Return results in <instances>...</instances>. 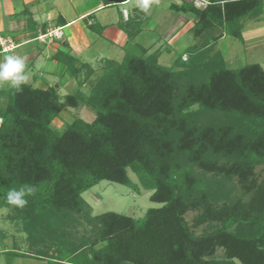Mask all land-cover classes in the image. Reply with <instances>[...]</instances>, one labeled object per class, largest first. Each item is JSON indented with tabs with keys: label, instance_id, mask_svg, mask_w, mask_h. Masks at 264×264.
I'll use <instances>...</instances> for the list:
<instances>
[{
	"label": "trees",
	"instance_id": "obj_1",
	"mask_svg": "<svg viewBox=\"0 0 264 264\" xmlns=\"http://www.w3.org/2000/svg\"><path fill=\"white\" fill-rule=\"evenodd\" d=\"M205 1L202 9L170 5L193 16L190 33L203 40L186 60L177 56L167 67L156 56L126 53L106 60L84 94L79 87L91 69L80 80L82 67L60 53L55 59L79 78L74 92L61 98L53 86L30 84L0 91V210H12L8 222L26 246L14 254L46 264H264V176L255 172L264 165V71L258 64L231 69L213 52L224 35L241 37L244 19L261 15L263 0ZM134 18L119 25L129 39L141 32ZM80 104L92 121L50 127ZM101 181L152 191L160 206L138 219L90 217L82 194ZM21 185L35 191L17 208L6 195ZM80 220L93 237L73 239Z\"/></svg>",
	"mask_w": 264,
	"mask_h": 264
},
{
	"label": "rangeland",
	"instance_id": "obj_2",
	"mask_svg": "<svg viewBox=\"0 0 264 264\" xmlns=\"http://www.w3.org/2000/svg\"><path fill=\"white\" fill-rule=\"evenodd\" d=\"M203 1L189 0V2H192V4L199 9H202L206 5ZM182 2L189 3L186 0H150L149 10L144 13L143 19L140 20L141 33L144 31L142 35L148 39L143 41V45L146 41L149 42L148 44L146 43L144 47L135 46L133 44L135 43L134 37H131L128 40V45L125 47V53L133 56H142L144 58L156 56L160 64L170 67L171 63L174 62L177 56L181 55V58L186 60V50L188 48H191L192 46H197L199 48L202 46L203 40L200 37H194L190 33V30L195 23L193 16L190 14L179 15L170 8V5L173 3L180 5ZM136 7H138L137 0H130V3L123 7H111L109 10L112 9L114 11L121 12V9L125 8L131 13V11L133 12ZM262 11H264V2ZM104 12L107 11L104 10ZM133 13L136 14V12ZM122 14L125 15V11L122 10ZM258 18L247 17L246 19L249 22H254ZM244 32L245 34L241 35L239 39H235L228 34L224 35L214 45L213 52H220L223 57H225L227 66L231 69H240L246 64H258L264 71V28L253 26ZM39 42L44 43L42 40H39ZM12 50L6 53H10ZM99 50L101 49H98L97 53H99ZM107 50L108 46L105 47V51ZM119 52V48L117 50L114 48L113 54H111L113 56L112 58L119 56ZM105 58L109 59V57H100L96 59L95 62H91L90 68L92 70V74L89 75L88 82L79 87V91L84 94L88 93L89 89L103 73L105 61L107 60H105ZM76 66H78V64ZM26 70L29 74V81L27 84H30L35 88L42 89L53 86L61 98L78 89V79L80 78V80L83 81L85 77L83 73L86 71V69H84L82 72L83 75L79 78L77 77L76 79L70 74L69 69H67L64 64H59L58 67L52 69L51 73H39L44 75V80L41 81L38 79L35 83L32 76L33 74L35 75L37 71H32L30 66H28ZM35 76L39 77L37 75ZM9 86L10 85L7 82H0V91H3ZM93 115V112H91L89 108L80 104L76 108H67L61 112L51 123L50 127L53 130H60L63 128V125L71 122L75 117L90 122L93 119ZM255 172L264 176V165L257 167ZM127 174L132 183L137 184L136 177L129 170L127 171ZM151 194L152 191L144 190L140 187H138L137 192L129 187L107 181H101L99 184L83 193L82 197L89 205L90 217H95L107 212H113L138 219L143 217L148 209L160 206L159 204L150 201ZM12 215L13 212L11 209L0 210V237H5L6 240H8V237L9 239L10 237H13L15 247L17 245V247L19 246V249L22 248V252L26 251V246L23 242L25 235L23 233H19L20 230H17L14 223H11L10 221L8 222V219L12 217ZM186 219L190 222L192 214H187ZM92 228L93 227L86 223L85 220H80V223L76 224L73 229V239L80 238L82 236L90 238L93 237ZM196 232L199 233L200 230H197ZM20 237H22L23 240H20ZM216 256L220 257L221 254H217ZM8 257L9 256L6 254H1L0 260L3 259L6 261L9 259ZM18 262L24 264L22 261Z\"/></svg>",
	"mask_w": 264,
	"mask_h": 264
},
{
	"label": "crops",
	"instance_id": "obj_3",
	"mask_svg": "<svg viewBox=\"0 0 264 264\" xmlns=\"http://www.w3.org/2000/svg\"><path fill=\"white\" fill-rule=\"evenodd\" d=\"M105 1L0 0V35L13 44V50L10 53H0V60L8 55L21 56L25 59L26 68L30 66L32 71H37L35 75L39 77L34 74L32 76L35 83L38 79L44 80V75L39 73H51L52 69L61 64L55 59L56 54L61 53L75 58L78 66L86 71L91 69V62H95L100 57H109L105 60L121 61L126 54L125 47L128 45L129 38L119 25L121 22L134 18L133 12H137L138 7L131 13L125 8L119 12L109 8L123 7L130 3V0H122L114 4L108 1H106L108 4H104ZM186 1L189 2V0ZM203 2L207 4L206 1ZM122 10L125 11V15L122 14ZM138 14L134 19L140 22L143 15ZM258 17L254 22L244 19L241 35L253 26L264 28V11ZM54 29L61 30L60 38L46 39L44 43L39 42L37 37ZM142 33L138 32L134 36L135 46L144 47L146 43L148 44L149 41H146L143 45V41L148 39ZM106 46H108L107 51H105ZM114 48L120 50L118 58H112ZM98 49H101L99 53H97ZM19 239L23 240L22 237ZM0 244V255L9 256L6 261L0 260V264H21L18 261L24 264H46L43 260L14 254L18 252L15 250L13 237L10 239L8 237V240L0 237Z\"/></svg>",
	"mask_w": 264,
	"mask_h": 264
},
{
	"label": "clouds",
	"instance_id": "obj_4",
	"mask_svg": "<svg viewBox=\"0 0 264 264\" xmlns=\"http://www.w3.org/2000/svg\"><path fill=\"white\" fill-rule=\"evenodd\" d=\"M140 10L147 12L150 7V0H137ZM29 74L26 70L25 59L19 55H8L0 60V82H7L11 87L19 90L27 85ZM34 187L21 185L19 188H11L7 192L6 200L9 205L23 208L27 205V196L34 193Z\"/></svg>",
	"mask_w": 264,
	"mask_h": 264
},
{
	"label": "built area",
	"instance_id": "obj_5",
	"mask_svg": "<svg viewBox=\"0 0 264 264\" xmlns=\"http://www.w3.org/2000/svg\"><path fill=\"white\" fill-rule=\"evenodd\" d=\"M62 36L60 29H54L44 35L39 36L37 39L45 42L46 39L60 38ZM13 49V44L9 39L0 36V53H6ZM1 122V121H0Z\"/></svg>",
	"mask_w": 264,
	"mask_h": 264
},
{
	"label": "water",
	"instance_id": "obj_6",
	"mask_svg": "<svg viewBox=\"0 0 264 264\" xmlns=\"http://www.w3.org/2000/svg\"><path fill=\"white\" fill-rule=\"evenodd\" d=\"M106 1H108L110 3H114L115 1H118V0H106ZM119 1H122V0H119Z\"/></svg>",
	"mask_w": 264,
	"mask_h": 264
}]
</instances>
